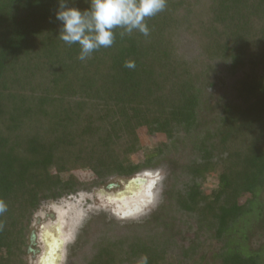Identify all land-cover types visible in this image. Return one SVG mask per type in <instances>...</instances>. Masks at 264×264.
Wrapping results in <instances>:
<instances>
[{
  "label": "trees",
  "instance_id": "trees-1",
  "mask_svg": "<svg viewBox=\"0 0 264 264\" xmlns=\"http://www.w3.org/2000/svg\"><path fill=\"white\" fill-rule=\"evenodd\" d=\"M58 9L0 0V264H28L44 203L161 167L159 208L122 228L92 217L66 264H264L232 240L264 208V0H167L148 37L117 29L114 45L85 61L58 38ZM140 130L164 141L125 163L119 151ZM76 165L92 179H78Z\"/></svg>",
  "mask_w": 264,
  "mask_h": 264
},
{
  "label": "clouds",
  "instance_id": "clouds-1",
  "mask_svg": "<svg viewBox=\"0 0 264 264\" xmlns=\"http://www.w3.org/2000/svg\"><path fill=\"white\" fill-rule=\"evenodd\" d=\"M167 9V0H90V8L84 11L69 6V0H59L56 19L62 22L58 38L71 46L78 44V59L85 61L101 48H110L116 40L139 32L150 35L147 20ZM124 67L135 69V61L127 60ZM152 171V170H151ZM7 204L0 199V215L7 211ZM3 224H0L2 230ZM140 264H148L147 256Z\"/></svg>",
  "mask_w": 264,
  "mask_h": 264
},
{
  "label": "rangeland",
  "instance_id": "rangeland-1",
  "mask_svg": "<svg viewBox=\"0 0 264 264\" xmlns=\"http://www.w3.org/2000/svg\"><path fill=\"white\" fill-rule=\"evenodd\" d=\"M139 137L140 140L137 144L119 151L120 157L125 163H139L143 161L146 152L153 150L160 142L164 141V137H151L147 135L146 131L144 130L139 131ZM152 171L153 174L159 173V180L151 192V203L149 204L148 209L135 215L128 216V214L125 213V210H123V213L121 210L116 211L113 205L105 206L106 202L103 200L101 205H95L92 191H81L78 193V195H74L72 201L69 202V204L76 206V211L71 209L68 223L69 227L73 228L75 233L74 241L68 246V250L70 246L75 244L78 236L81 234L82 228L88 224V221L92 217L102 216L106 219L107 223L113 222L117 224L119 228L133 223H141L148 219V217H150L151 214L159 208L162 202V191L164 187V180L168 175V168L161 167ZM72 173L82 181H88L92 179V172L88 168L81 165H76L73 167ZM117 179L119 178H113L111 181H116ZM216 184V177L209 179L206 184L207 191H211L213 188H215ZM92 190H96V188ZM61 201L64 203L65 200ZM262 201L264 205V194ZM48 203L50 202L44 203L42 208L46 207L47 209H50V204ZM97 230L98 227L95 223L89 224V228L84 234V239L91 238L97 232ZM232 235L234 237L232 238L234 243L237 242L240 244L245 252L261 253L264 262V208L263 215L261 217H259L257 213L252 214L246 218V220L240 223ZM81 252H83V250H81ZM28 259L31 260V263H35L31 257L28 256Z\"/></svg>",
  "mask_w": 264,
  "mask_h": 264
},
{
  "label": "water",
  "instance_id": "water-1",
  "mask_svg": "<svg viewBox=\"0 0 264 264\" xmlns=\"http://www.w3.org/2000/svg\"><path fill=\"white\" fill-rule=\"evenodd\" d=\"M159 180V173L153 174L151 170H145L132 176L123 188L117 192H106L104 189L96 192L99 200L106 202L105 206L113 205L116 211L125 210L126 214L135 215L148 209L151 203V192ZM93 194V196H95ZM62 200H66L63 198ZM133 203V204H132ZM54 221L45 224L36 241L40 245V255L28 264H66L68 258V246L74 241V229L69 227L71 209L76 211V206L58 205L52 203ZM121 213V214H122ZM37 214L35 213L34 217ZM33 217V218H34ZM32 228V227H31ZM35 241V243H36Z\"/></svg>",
  "mask_w": 264,
  "mask_h": 264
},
{
  "label": "flooded vegetation",
  "instance_id": "flooded-vegetation-1",
  "mask_svg": "<svg viewBox=\"0 0 264 264\" xmlns=\"http://www.w3.org/2000/svg\"><path fill=\"white\" fill-rule=\"evenodd\" d=\"M130 178H119L116 181H110L105 185H102L98 188H96V190H92V195L96 194L97 191L99 190H105L106 192H117L119 190H121L123 188V186L128 182ZM91 192V191H90ZM78 195V194H77ZM74 195L72 196H68L66 197L64 203L61 200L56 201L55 203L58 205H67V203L71 202L73 199ZM91 201V200H89ZM93 201H95V205H101L102 201L99 200L97 198V196L95 195L93 197ZM75 202V201H74ZM52 203L54 202H50L48 204L50 209H47L46 207L42 206L40 207V209L36 212L37 216L35 217V219L33 218L32 221V228H31V247H32V251L29 253V257H31V259L34 261L38 258V256L40 255V245L38 244V241H36L35 236L38 237L42 227L47 224L49 221H54L55 219L52 218V216L54 215V213L52 212ZM36 241V243H35Z\"/></svg>",
  "mask_w": 264,
  "mask_h": 264
},
{
  "label": "snow or ice",
  "instance_id": "snow-or-ice-1",
  "mask_svg": "<svg viewBox=\"0 0 264 264\" xmlns=\"http://www.w3.org/2000/svg\"><path fill=\"white\" fill-rule=\"evenodd\" d=\"M44 264H48V262H47V261H45V262H44Z\"/></svg>",
  "mask_w": 264,
  "mask_h": 264
}]
</instances>
